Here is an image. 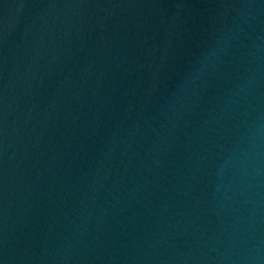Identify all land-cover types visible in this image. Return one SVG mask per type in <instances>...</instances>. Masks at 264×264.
I'll list each match as a JSON object with an SVG mask.
<instances>
[{
  "label": "water",
  "instance_id": "water-1",
  "mask_svg": "<svg viewBox=\"0 0 264 264\" xmlns=\"http://www.w3.org/2000/svg\"><path fill=\"white\" fill-rule=\"evenodd\" d=\"M0 264H264V0H0Z\"/></svg>",
  "mask_w": 264,
  "mask_h": 264
}]
</instances>
